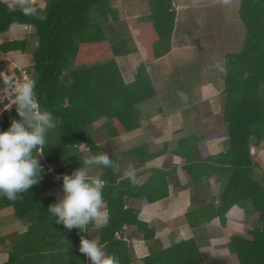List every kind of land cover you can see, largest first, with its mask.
I'll return each instance as SVG.
<instances>
[{
    "label": "trees",
    "instance_id": "1",
    "mask_svg": "<svg viewBox=\"0 0 264 264\" xmlns=\"http://www.w3.org/2000/svg\"><path fill=\"white\" fill-rule=\"evenodd\" d=\"M8 5L0 0V34L13 23L31 25L38 44L31 47L27 36L4 40L0 42V54L32 53L33 62L25 75L36 81L41 107L52 112L58 123L47 134L43 157H38L43 167L40 182L16 201L0 196V209L12 207L16 217L27 223L13 235L0 237V244L11 241L8 258L0 264H86L79 243L81 235L89 238L88 232L68 230L55 222L47 208L58 198L49 192L57 185L62 187L63 174L79 168L84 157L106 152L104 140L140 127L138 104L153 94L152 84L145 64H140L132 82H126L122 75L117 58L136 51V47L130 33L126 36L118 31L119 8L113 0H50L43 9L37 0L33 16L19 10L11 12ZM239 12L246 27L244 46L225 56L223 115L227 146L215 155L208 152L205 143L198 146L193 142L186 154L181 148L177 151L191 163L192 176L198 173L203 180L213 177L221 185L218 205L212 203V209H203L207 220L219 217L226 224L232 207L244 208L250 201L246 212L252 213L253 227L245 235H233L228 246L240 264H264V0H241ZM176 14L174 0H151L148 14L133 19V25L140 27L138 39L146 47L148 60L171 50ZM12 77L26 80L18 70ZM12 119H20L15 105L0 114V131L6 130ZM101 119L105 120L98 128L95 123ZM132 150L138 153L142 148ZM155 155L147 150L140 160L146 162ZM109 156L117 163L114 156ZM123 172L113 166L90 168V174L107 182L104 200L109 220L99 228V241L108 247L109 254L119 257L120 264H126L128 244L118 239L117 233L124 225L147 227L138 210L128 205V199L146 196L145 203L154 202L168 197L171 188L180 184L172 178L174 171L165 169L143 186H133L126 179L117 183ZM93 225L89 224L88 231ZM179 252L185 263L199 255L193 240L179 245Z\"/></svg>",
    "mask_w": 264,
    "mask_h": 264
},
{
    "label": "crops",
    "instance_id": "2",
    "mask_svg": "<svg viewBox=\"0 0 264 264\" xmlns=\"http://www.w3.org/2000/svg\"><path fill=\"white\" fill-rule=\"evenodd\" d=\"M2 1L9 4L13 2V0ZM33 1L35 3L37 0ZM174 4L177 14L171 50L168 53L153 60L147 59L146 47L137 42L140 27L133 25V19L148 13L139 12L134 17L128 16L127 18L131 24L130 36L134 40L136 51L117 58L126 82L134 81L138 67L140 64H145L146 76L151 81L153 89V94L138 104V109L141 112L140 127L114 138L118 139L120 143H124L122 144L124 147L133 142V147L129 146V148L133 149L137 146L142 148L141 151L135 153L138 165L134 167L139 186L148 183L151 176L162 169L174 171L173 175L171 174L172 178L184 185L188 177L189 179L192 177L189 168L191 163L180 155L181 153L177 151L178 148H181L182 153L186 154L187 146L190 148L193 142L198 146L205 143L208 152L215 155L226 148L228 141L225 135L224 115L221 118L226 68L224 73L222 71L217 74L218 77L215 78L214 84L205 80L204 84L202 81L200 82V85L205 89L204 95L202 94L200 97L198 93L196 94L194 87L196 85L193 82L190 85H184L180 81L185 66L191 63L183 57V53L193 55L190 57L193 61L198 44L193 41L194 39L191 41L192 35L186 32L183 27L187 17L184 13L181 16V11L189 7L178 5L176 0H174ZM29 28L33 27L27 24L13 23L8 30L9 39L24 38L26 35L22 33L30 32ZM132 28L138 31L136 35ZM1 36L2 34H0V42H3L4 36L2 38ZM227 53L225 52L218 59L225 63ZM14 54L17 55L15 58L17 67L23 62L21 54L26 53ZM173 84L177 86L174 92L170 91ZM2 86L5 85L2 84ZM186 88H189V91H185ZM174 97H180V99L176 101ZM152 127H157L158 133L155 134ZM147 150L156 153V155L147 159L146 162H141L140 155H144ZM200 152L205 157L208 156L205 150L200 149ZM186 166L187 168H185ZM117 171H124L123 164L119 165ZM202 184H205L202 192L200 191L202 189L197 187V205L192 201L195 192L193 188L189 187L183 190L179 189L180 191L171 188L168 197L150 203H145L143 200L146 196L128 199V205H132L138 210L140 219L147 223V227L140 228L137 224L124 225L116 235L118 239H122L128 244L127 255L124 258L126 264H196V262H198L197 264H218V261L221 262L220 264H240L238 258L230 252L228 244L233 234H246L242 232L246 229L243 225L242 209L238 205L232 207L227 213L226 224L222 223L219 217L207 220L208 217L204 215L203 209H212V203L218 205V196L220 195L218 192L221 190V185H217L218 182L213 177L205 178ZM56 187L52 189L54 193ZM213 188H219L218 192L214 193ZM152 190L154 191V189ZM59 191H62L60 196L55 194L58 199L63 196L61 186ZM54 193L52 192V194ZM208 193L212 195L211 199L206 196ZM88 234L89 238L98 240L100 238L99 228L95 225L89 229ZM192 240L198 247L199 255L185 263L180 257L179 245ZM103 246L109 253L108 247ZM86 264H91L87 257Z\"/></svg>",
    "mask_w": 264,
    "mask_h": 264
},
{
    "label": "clouds",
    "instance_id": "3",
    "mask_svg": "<svg viewBox=\"0 0 264 264\" xmlns=\"http://www.w3.org/2000/svg\"><path fill=\"white\" fill-rule=\"evenodd\" d=\"M222 3L230 4L231 0H222ZM8 8L11 12L19 10L25 16L35 15L33 0H13ZM0 82L8 88L7 108L15 105L20 117L12 119L10 126L0 131V196L16 201L42 179L43 167L38 157H43L47 134L57 127L58 121L52 112L41 107L34 79L16 81L5 73L0 74ZM92 166L110 168L113 161L104 151L84 157L79 168L71 174H63V196L47 208L55 222L68 230L88 232L89 224L103 228L108 223L109 211L104 200L107 182L99 175L90 174ZM125 179L133 186L137 184L136 169L131 164L117 183ZM79 252L91 264H120L119 257L107 253L96 238L81 235Z\"/></svg>",
    "mask_w": 264,
    "mask_h": 264
},
{
    "label": "rangeland",
    "instance_id": "4",
    "mask_svg": "<svg viewBox=\"0 0 264 264\" xmlns=\"http://www.w3.org/2000/svg\"><path fill=\"white\" fill-rule=\"evenodd\" d=\"M115 5L119 8V33H122L126 36L130 33L131 24L127 19L128 16L134 17L137 13H148L151 10V0H113ZM34 2V1H33ZM50 0H41L40 8H44ZM177 4L187 5L189 8L181 11V16L184 15L187 17L186 22L184 23V30L192 35L191 41L193 40L198 45L197 53L194 55V59H190L193 55L183 53V57L187 59L189 65L185 66V71L182 74V79L180 80L184 85L195 84L196 86V94L198 93L199 97L205 93V89L200 85L202 81L204 84L205 81H210L212 84L215 82V78L218 77L217 74L223 71L225 72V63L224 61H220L218 57H222L225 52H237L242 49L245 42L246 37V27L242 22L239 14V8L241 0H231L230 4H223L222 0H176ZM176 6V5H175ZM180 13V12H179ZM181 18V17H180ZM122 29V30H121ZM30 32L22 33L26 35L31 42V47L37 46V35L33 28H29ZM134 35L137 34V30L132 28ZM195 30V32H194ZM123 35V36H124ZM4 36V37H3ZM25 36V37H26ZM4 40H8L10 38L9 32L2 33L1 38ZM132 43L134 40L131 41ZM137 42L142 44V42L138 39ZM144 45V44H142ZM21 54V53H19ZM23 55V62L16 67L17 55H3L0 54V74H7L10 78H14L13 80L17 81V78L14 76V70L20 71L22 74L27 73V69L30 66L32 61V53L21 54ZM193 68V69H192ZM29 79V75H28ZM197 83H199L197 85ZM2 82H0V86H2ZM4 85V84H3ZM6 87V86H4ZM224 87V85H222ZM176 84H173L170 87V91L174 92L176 90ZM185 91H189V88H186ZM175 100H179L180 97H174ZM172 98V100H174ZM208 98V97H207ZM224 98V97H223ZM207 101V100H206ZM223 101V99H222ZM223 103V102H222ZM2 112L5 108L9 106V104H2L0 102ZM4 107V108H2ZM223 113L221 114L222 118ZM105 119H101L95 123V126L99 128L100 125L103 124ZM157 132V127H152ZM101 134L103 131L100 132ZM105 147L104 150L115 157L117 163L113 162L114 170H117L119 165L123 164L124 170L130 164L133 166L138 165L136 151L129 148V146L133 147V142L129 144V146L124 147L120 143L118 139L111 138V140H104L102 143ZM227 145V143H226ZM82 149L85 150V146H82ZM129 150V151H128ZM254 152H258V148L254 147L252 149ZM115 153V154H114ZM262 156H264V150L262 152ZM122 160V163H119ZM192 176V174H191ZM202 175H198L197 177L192 176L184 185L178 184L176 185V191L183 190L184 188H190L194 190V195L192 196V201L196 204L198 201L196 199V194L198 193L197 187L201 188V192L204 190V185L202 184L203 177ZM180 182V181H179ZM217 185H220L219 183ZM58 187V188H57ZM54 190H51L54 194H59L62 191H59L60 186H57ZM180 189V190H179ZM219 188H213V192H218ZM221 190L218 192V194ZM209 199H211L212 195L208 193ZM216 197V196H215ZM60 199V197H59ZM213 199H215L213 197ZM244 208L240 207L241 213L246 219V222L243 223L246 226V229L242 230L243 233L248 232L249 229H252L253 225L251 222L252 213L246 212V208L249 206L250 201ZM197 205V204H196ZM233 218V217H232ZM27 223L23 219L17 218L12 207H6L0 209V237L5 236L7 234L13 235L15 232L21 229L22 226H26ZM236 235V234H233ZM232 235V236H233ZM10 240L6 242H2L0 244V262L6 260L8 258V248L10 247ZM218 264L221 262L218 261Z\"/></svg>",
    "mask_w": 264,
    "mask_h": 264
},
{
    "label": "built area",
    "instance_id": "5",
    "mask_svg": "<svg viewBox=\"0 0 264 264\" xmlns=\"http://www.w3.org/2000/svg\"><path fill=\"white\" fill-rule=\"evenodd\" d=\"M23 79H28L27 75L24 74V78ZM17 81H18V79H17ZM0 99H1L2 102L6 101V104H9L8 88L7 87H1L0 86ZM117 235H118V233H117Z\"/></svg>",
    "mask_w": 264,
    "mask_h": 264
}]
</instances>
